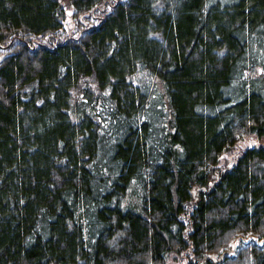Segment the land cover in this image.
Masks as SVG:
<instances>
[{"label":"trees","instance_id":"trees-1","mask_svg":"<svg viewBox=\"0 0 264 264\" xmlns=\"http://www.w3.org/2000/svg\"><path fill=\"white\" fill-rule=\"evenodd\" d=\"M170 258L264 264V0H0V264Z\"/></svg>","mask_w":264,"mask_h":264},{"label":"rangeland","instance_id":"rangeland-1","mask_svg":"<svg viewBox=\"0 0 264 264\" xmlns=\"http://www.w3.org/2000/svg\"><path fill=\"white\" fill-rule=\"evenodd\" d=\"M70 13V12H68ZM70 14H68L69 16ZM68 22L69 19L67 18V20L64 21V26H68ZM253 140H242L239 141L238 144L236 145V147L234 148V150H232L230 153H226L223 154L220 158V162L218 164V167L223 168L225 167L228 163H230L236 156H238V154L241 153L242 150H244L246 147L250 146L251 144H253ZM180 261H173V259H169L167 264H180Z\"/></svg>","mask_w":264,"mask_h":264},{"label":"bare ground","instance_id":"bare-ground-1","mask_svg":"<svg viewBox=\"0 0 264 264\" xmlns=\"http://www.w3.org/2000/svg\"><path fill=\"white\" fill-rule=\"evenodd\" d=\"M217 179H218V177H217Z\"/></svg>","mask_w":264,"mask_h":264}]
</instances>
